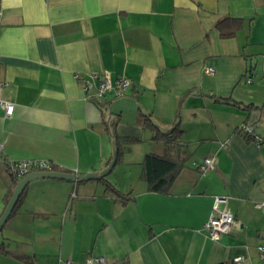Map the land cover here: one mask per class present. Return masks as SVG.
Wrapping results in <instances>:
<instances>
[{
	"label": "crops",
	"instance_id": "1",
	"mask_svg": "<svg viewBox=\"0 0 264 264\" xmlns=\"http://www.w3.org/2000/svg\"><path fill=\"white\" fill-rule=\"evenodd\" d=\"M226 18L241 25L222 38ZM92 72L131 86L94 100L73 77ZM0 99L13 105L0 109V216L22 179L10 162L99 174L115 143L100 179L125 196L99 179L31 181L0 232V264H264V0H0ZM143 115L180 135L156 140ZM146 155L175 163L165 192L149 189ZM217 196L236 225L213 242Z\"/></svg>",
	"mask_w": 264,
	"mask_h": 264
},
{
	"label": "built area",
	"instance_id": "2",
	"mask_svg": "<svg viewBox=\"0 0 264 264\" xmlns=\"http://www.w3.org/2000/svg\"><path fill=\"white\" fill-rule=\"evenodd\" d=\"M205 71L207 74L213 73L212 68H207ZM73 77L75 80L82 82V90L85 95L97 101L103 100L106 93L112 89H115L116 96L121 98L131 86V82L124 77H118L112 82L107 72H92L87 76L76 73ZM0 109L3 110L4 116H11L13 105L0 99ZM238 132L250 137H256L252 127L246 124H242L238 128ZM213 161V158H207L196 167L199 171L203 172L208 168H213ZM51 169V165L47 161H18L10 162L9 164V173L15 178H23L33 172H49ZM225 202L226 199L224 197L217 196L214 198L211 215L204 224V229L209 239L213 242H219L221 238L229 234L236 225L234 215L228 209L219 207V205H223ZM256 249L258 257L264 260V236ZM243 259L242 256H238L233 258L232 262L239 263L243 261ZM66 264L73 263L67 262ZM83 264H106V261L102 256H89L84 260Z\"/></svg>",
	"mask_w": 264,
	"mask_h": 264
},
{
	"label": "trees",
	"instance_id": "3",
	"mask_svg": "<svg viewBox=\"0 0 264 264\" xmlns=\"http://www.w3.org/2000/svg\"><path fill=\"white\" fill-rule=\"evenodd\" d=\"M241 21L238 19H231L226 18L219 21L216 24V28L220 32V36L222 38H229L232 37L236 31L240 28ZM144 124L146 127L152 129L155 132V139L156 140H163L165 144L173 142L181 133V130L178 128V124H176L169 132L163 133L161 132L158 127L153 123L150 115H143ZM116 124V121H112L109 123V130L110 127L113 128ZM113 133V132H111ZM246 140H252L250 136L244 135ZM116 138V136H115ZM119 153L117 154V157ZM144 165V178L149 186L151 191L155 192H165V188L168 185V180H166L167 175L175 169V163L168 159V157H157L155 155H146L143 161ZM16 179L13 178L15 184L18 182L15 181ZM103 181L106 191L113 194L116 199H119L123 203L125 202V196L118 192L112 185L104 181L103 179H99ZM25 187L23 188L18 202L22 198L24 193ZM17 202V204H18ZM17 204L14 206L13 210L16 208ZM3 246L0 244V251H2Z\"/></svg>",
	"mask_w": 264,
	"mask_h": 264
},
{
	"label": "water",
	"instance_id": "4",
	"mask_svg": "<svg viewBox=\"0 0 264 264\" xmlns=\"http://www.w3.org/2000/svg\"><path fill=\"white\" fill-rule=\"evenodd\" d=\"M114 152H113V156H112V160L109 164V166L103 170L102 172H100L99 174H86L83 176H79L76 174H64V173H60V172H55V171H49V172H33L30 173L26 176H24L21 180H19V182L16 184L15 190L13 191V194L10 198V200L8 201L5 209L3 210V213L0 216V232L4 226V224L6 223L7 219L9 218V216L11 215L14 206L16 205L19 196L23 190V188L25 187L26 184L30 183L31 181L34 180H38V179H46V178H51V179H61V180H67V181H71V182H81L83 180H94V179H100L102 178L104 175H106V173L112 168V166L115 164L116 158H117V144H114Z\"/></svg>",
	"mask_w": 264,
	"mask_h": 264
}]
</instances>
